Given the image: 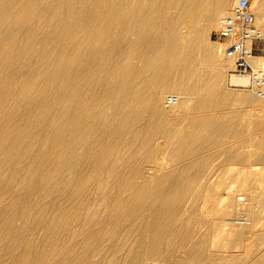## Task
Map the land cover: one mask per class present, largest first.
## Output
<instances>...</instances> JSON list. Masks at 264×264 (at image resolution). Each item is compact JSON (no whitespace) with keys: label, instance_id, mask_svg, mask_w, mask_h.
Wrapping results in <instances>:
<instances>
[{"label":"bare ground","instance_id":"6f19581e","mask_svg":"<svg viewBox=\"0 0 264 264\" xmlns=\"http://www.w3.org/2000/svg\"><path fill=\"white\" fill-rule=\"evenodd\" d=\"M229 3L0 0V264H264V101L209 40Z\"/></svg>","mask_w":264,"mask_h":264},{"label":"built area","instance_id":"2783aa9c","mask_svg":"<svg viewBox=\"0 0 264 264\" xmlns=\"http://www.w3.org/2000/svg\"><path fill=\"white\" fill-rule=\"evenodd\" d=\"M212 38L222 47L223 58L233 63V73L248 80L243 88L264 101V31L251 1L238 0L231 13L220 19Z\"/></svg>","mask_w":264,"mask_h":264},{"label":"rangeland","instance_id":"374dc122","mask_svg":"<svg viewBox=\"0 0 264 264\" xmlns=\"http://www.w3.org/2000/svg\"><path fill=\"white\" fill-rule=\"evenodd\" d=\"M236 1L237 0H232V2H231V0H230V3H229V5H230V7L228 8V12L229 11H231L232 10V7H233V5L236 3ZM251 1V8H253V4H254V2L256 1V0H250ZM253 10H255V9H252V11ZM262 12H263V14H264V3H263V6H262ZM216 29H213L212 31H211V33H210V36H209V40H210V42H211V44L213 45V47L215 48V49H220V47H219V45H217L216 44V42L214 41V39L212 38V35H213V33H214V31H215ZM226 84V90L227 91H233V90H236L237 88L234 86H231V85H229L227 82L225 83ZM166 95H171L170 93L169 94H166ZM168 97H171V96H168ZM233 104H236V102H233ZM244 114L246 115L247 114V112L246 111H244ZM217 161H218V163H217ZM216 162H215V164H220L221 163V161H222V159L220 160V158L217 160ZM257 162V161H256ZM256 162H254V164H253V166L254 167H262V166H264L263 164H264V162H258L257 164H256ZM256 164V165H255Z\"/></svg>","mask_w":264,"mask_h":264}]
</instances>
